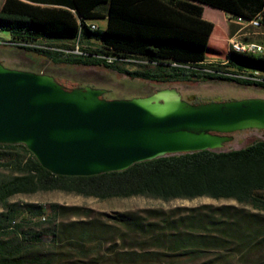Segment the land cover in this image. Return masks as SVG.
I'll list each match as a JSON object with an SVG mask.
<instances>
[{
	"label": "trees",
	"instance_id": "trees-1",
	"mask_svg": "<svg viewBox=\"0 0 264 264\" xmlns=\"http://www.w3.org/2000/svg\"><path fill=\"white\" fill-rule=\"evenodd\" d=\"M203 6L244 20L262 14L264 25V0H6L0 33L7 32L12 41L55 42L80 34L96 48L89 54L139 55L157 63L129 71L90 56L62 58L11 46L36 52L54 65L102 67L159 86L217 81L264 89L170 66L229 59L264 71V57L228 51V38L225 57L209 55L215 26L203 18ZM104 18L105 30L88 28L89 21ZM52 191L102 201L206 197L234 200L252 211L203 205L108 214L83 206L10 201L19 194ZM0 264H264V140L254 138L238 150L162 157L89 177L54 175L24 145L0 144Z\"/></svg>",
	"mask_w": 264,
	"mask_h": 264
},
{
	"label": "water",
	"instance_id": "water-1",
	"mask_svg": "<svg viewBox=\"0 0 264 264\" xmlns=\"http://www.w3.org/2000/svg\"><path fill=\"white\" fill-rule=\"evenodd\" d=\"M90 86L67 88L52 75L0 62V144L24 145L58 176L89 177L200 151H223L234 134L264 132V99L193 103L175 87L144 97L104 98Z\"/></svg>",
	"mask_w": 264,
	"mask_h": 264
},
{
	"label": "rangeland",
	"instance_id": "rangeland-1",
	"mask_svg": "<svg viewBox=\"0 0 264 264\" xmlns=\"http://www.w3.org/2000/svg\"><path fill=\"white\" fill-rule=\"evenodd\" d=\"M206 20L216 25L215 34L219 35L225 27V17L222 12L216 9L208 8L205 10ZM240 33L246 34L243 39L264 43V28L245 29ZM2 39L10 38L7 32L0 33ZM209 55L225 57L226 48L211 42ZM215 53H213V51ZM0 59L7 68H18L33 72L43 71L55 76L58 80L69 86H90L94 88L105 89L108 94L106 99H131L134 97H144L154 93L155 90L165 87H175L182 96H196L198 99H210L219 97L224 101L243 100V99H264V89L256 87H244L235 83L209 81L197 84H172L159 86L147 80L132 79L126 75L119 74L117 71L105 69L102 67L86 66H68L54 65L46 60L42 55L33 51L16 49L8 45H0ZM129 71H136L143 68H134L131 66L120 65ZM264 140V132L256 130H247L234 134V140L226 144L223 151L238 150L244 148L252 139ZM11 202L18 203H40L48 205L57 203L67 206H83L93 209L96 212L113 213L124 211H136L142 209H159L169 211L175 208H195L203 205L211 206H234L252 211L250 206L241 205L234 200H214L201 197L196 199H174L163 201L149 197H130L125 199L98 200L92 197H83L73 193L60 191L40 192L36 194H19L14 196ZM46 218V216H44Z\"/></svg>",
	"mask_w": 264,
	"mask_h": 264
},
{
	"label": "built area",
	"instance_id": "built-area-1",
	"mask_svg": "<svg viewBox=\"0 0 264 264\" xmlns=\"http://www.w3.org/2000/svg\"><path fill=\"white\" fill-rule=\"evenodd\" d=\"M263 15L258 14L251 20H244L242 18H235V23L244 28L260 29L264 28ZM90 30H98V26L94 23H87ZM0 45L15 46L24 49H33L48 53L52 56H59L62 58H75L90 56L96 58L108 65L117 64L131 66L134 68H147L157 66L156 62L149 61L145 57L139 55H125L115 56L111 54H104L102 52H92L89 50H96L94 46L86 44L81 37H76L71 41H48L44 39H37L34 41H12L0 37ZM228 51H246L254 53L257 56L264 57V43L243 41L235 37L227 39ZM171 67L180 68L193 72L197 75H210L218 78L230 79L239 82L255 83L264 85V71H248L246 67H238L233 65L230 61H222L217 59H207L203 62L193 64H179L172 62Z\"/></svg>",
	"mask_w": 264,
	"mask_h": 264
},
{
	"label": "crops",
	"instance_id": "crops-1",
	"mask_svg": "<svg viewBox=\"0 0 264 264\" xmlns=\"http://www.w3.org/2000/svg\"><path fill=\"white\" fill-rule=\"evenodd\" d=\"M5 1L6 0H0V10H1V8H2V6H3ZM21 1L26 2V3H32V0H21ZM208 8H211V7L203 6V18L204 19H205V17H204L205 10L208 9ZM222 14L225 17L224 18L225 19V27L223 29L224 31L221 32L219 35H214L215 34L214 32H215V29H216V25L212 22L214 24L215 28H214V32L212 33L210 41L216 42L217 45H222V46H225V40L227 38H230V37H235V38H238V39L243 40V41H249V40L243 39V37H245L246 34L240 33V32L245 30V29H251V28H244L243 26L238 25V24L235 23V21H236L235 18H231L228 14H226L224 12H222ZM207 21H209V20H207ZM88 23H94L95 25L98 26L100 31H103L106 28L107 20H106V18H104V19H101V20L89 21ZM0 62H2L1 59H0ZM246 68H247L248 71H256V70H258V69L249 68V67H246ZM258 71H263V70H258Z\"/></svg>",
	"mask_w": 264,
	"mask_h": 264
},
{
	"label": "flooded vegetation",
	"instance_id": "flooded-vegetation-1",
	"mask_svg": "<svg viewBox=\"0 0 264 264\" xmlns=\"http://www.w3.org/2000/svg\"><path fill=\"white\" fill-rule=\"evenodd\" d=\"M53 76V75H52ZM59 83H61L62 85H64L65 87H67V88H74V87H84V86H81V85H78V86H69V85H67L66 83H63V82H61L60 80H58L55 76H53ZM108 94V92L104 95V98H105V96ZM181 94V93H180ZM182 96V95H181ZM188 97H190V95L189 96H182V98L183 99H186V98H188ZM214 98H216V97H214ZM214 98H210L211 100L212 99H214ZM204 100H206V99H198V98H196V100L195 101H193V103H198V102H201V101H204Z\"/></svg>",
	"mask_w": 264,
	"mask_h": 264
},
{
	"label": "bare ground",
	"instance_id": "bare-ground-1",
	"mask_svg": "<svg viewBox=\"0 0 264 264\" xmlns=\"http://www.w3.org/2000/svg\"><path fill=\"white\" fill-rule=\"evenodd\" d=\"M91 31H96V30H91ZM80 36V34L77 36V37H79ZM237 52H242V53H248V54H252V55H256V54H254V53H250V52H246V51H237ZM225 61H230L229 59H227V60H225ZM238 67H244V66H238ZM247 69V68H246Z\"/></svg>",
	"mask_w": 264,
	"mask_h": 264
}]
</instances>
